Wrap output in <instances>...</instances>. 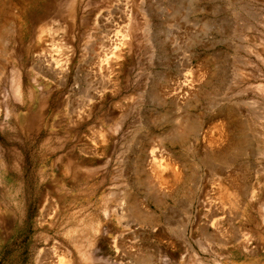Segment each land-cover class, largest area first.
I'll return each mask as SVG.
<instances>
[{
    "label": "rangeland",
    "instance_id": "rangeland-1",
    "mask_svg": "<svg viewBox=\"0 0 264 264\" xmlns=\"http://www.w3.org/2000/svg\"><path fill=\"white\" fill-rule=\"evenodd\" d=\"M66 263L264 264V0H0V264Z\"/></svg>",
    "mask_w": 264,
    "mask_h": 264
},
{
    "label": "bare ground",
    "instance_id": "bare-ground-1",
    "mask_svg": "<svg viewBox=\"0 0 264 264\" xmlns=\"http://www.w3.org/2000/svg\"><path fill=\"white\" fill-rule=\"evenodd\" d=\"M169 163V162H168ZM162 165H164V164H162ZM165 167H166V165H164ZM169 166H170V163H169ZM169 166H168V168H169ZM173 165H171L170 167H172ZM158 167V166H157ZM162 168V167H161ZM167 168V167H166ZM165 168V169H166ZM156 170H157V168H156ZM158 172V171H157ZM163 172V171H162ZM170 173H172V176H171V178H173V179H176V178H178L179 177V175H180V173H179V171L173 166L172 167V171L170 172ZM159 174H161V172L159 173ZM159 174H157V175H159ZM161 178H163V177H161ZM160 178V179H161ZM164 180H166L165 178H164ZM163 181V180H162ZM161 182V181H160ZM165 182V181H164ZM67 264V263H66Z\"/></svg>",
    "mask_w": 264,
    "mask_h": 264
}]
</instances>
